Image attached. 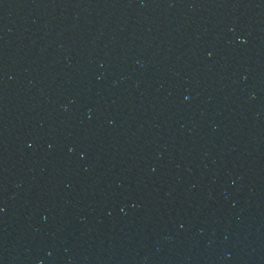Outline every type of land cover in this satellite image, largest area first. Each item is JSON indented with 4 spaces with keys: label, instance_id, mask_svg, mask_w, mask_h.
Segmentation results:
<instances>
[{
    "label": "water",
    "instance_id": "water-1",
    "mask_svg": "<svg viewBox=\"0 0 264 264\" xmlns=\"http://www.w3.org/2000/svg\"><path fill=\"white\" fill-rule=\"evenodd\" d=\"M0 264H264V0H0Z\"/></svg>",
    "mask_w": 264,
    "mask_h": 264
}]
</instances>
